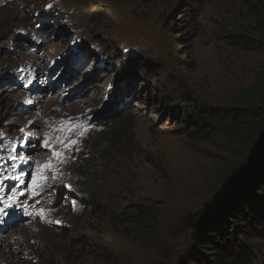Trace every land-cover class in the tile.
I'll return each mask as SVG.
<instances>
[{"label": "rangeland", "instance_id": "rangeland-1", "mask_svg": "<svg viewBox=\"0 0 264 264\" xmlns=\"http://www.w3.org/2000/svg\"><path fill=\"white\" fill-rule=\"evenodd\" d=\"M117 1L0 0V264L189 260L192 218L217 193L229 140L188 132L163 96L232 103L264 75V36L245 0H199L194 25L182 11L170 19L184 0ZM138 61L157 77L130 81ZM62 121L89 127L69 136ZM65 135L79 140L71 150ZM140 201L143 222L129 214ZM95 203L107 212L97 230ZM252 243L264 264V235Z\"/></svg>", "mask_w": 264, "mask_h": 264}, {"label": "trees", "instance_id": "trees-1", "mask_svg": "<svg viewBox=\"0 0 264 264\" xmlns=\"http://www.w3.org/2000/svg\"><path fill=\"white\" fill-rule=\"evenodd\" d=\"M200 6L199 0H184L170 19L176 18L177 13L182 11L185 14L183 20H180L194 25L200 16ZM245 6L264 36V0H245ZM244 36L240 33L235 35L237 44L245 43ZM117 61L120 65L125 64L123 59ZM143 64L144 61H138L129 67L127 73L130 81L136 79L141 71L156 75L150 69V64ZM120 78L119 75L118 80ZM120 95L118 92V105L123 100ZM163 97L166 106L171 103L178 106V116L185 117L182 120L188 132L198 137L222 133L229 140L222 179L218 182L220 186L217 184L216 187L217 193L202 212L192 218L194 233L186 264H254L250 251L256 248L252 241L264 235V75L227 105L215 106L190 95L179 100L167 95ZM145 205L140 201L133 213L129 214L136 216L139 222L145 221L148 213L144 212ZM94 206L88 221L90 228L97 230L103 226L107 212L97 203ZM94 243L86 240V247Z\"/></svg>", "mask_w": 264, "mask_h": 264}, {"label": "snow or ice", "instance_id": "snow-or-ice-1", "mask_svg": "<svg viewBox=\"0 0 264 264\" xmlns=\"http://www.w3.org/2000/svg\"><path fill=\"white\" fill-rule=\"evenodd\" d=\"M51 7V6H49ZM87 119V118H86ZM65 124H67L68 126L65 127ZM89 126L86 125L85 123H79V124H75L72 121H68V122H61V128L57 129V131H63L69 134V136L71 135L72 132L76 131L77 129H79L78 135L79 136H83L86 134L87 128ZM69 136H65V137H56V140L58 143L61 144L62 149H67V150H71L73 148L74 145L79 143L78 139H70ZM48 143L47 141L45 142V147H48ZM53 157L55 158H62L63 157V151H56L55 149H53ZM51 163L49 162L48 164L44 165L45 168H49L51 167ZM37 182V177H33V185L35 186ZM41 214L43 215V210H41ZM58 223V221H57Z\"/></svg>", "mask_w": 264, "mask_h": 264}, {"label": "bare ground", "instance_id": "bare-ground-1", "mask_svg": "<svg viewBox=\"0 0 264 264\" xmlns=\"http://www.w3.org/2000/svg\"><path fill=\"white\" fill-rule=\"evenodd\" d=\"M59 134V133H58ZM60 135V134H59ZM68 135V134H67ZM65 135V136H67ZM9 218L13 219V218H17L16 214H12L11 216H9ZM9 222H5L4 226H7Z\"/></svg>", "mask_w": 264, "mask_h": 264}]
</instances>
